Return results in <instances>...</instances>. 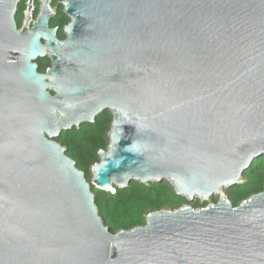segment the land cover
I'll use <instances>...</instances> for the list:
<instances>
[{"label": "water", "instance_id": "95a60500", "mask_svg": "<svg viewBox=\"0 0 264 264\" xmlns=\"http://www.w3.org/2000/svg\"><path fill=\"white\" fill-rule=\"evenodd\" d=\"M32 1L18 30L0 0V264H264V191L113 233L92 189L206 202L243 182L264 157V0H63L64 40L50 0L28 26ZM105 111L89 182L57 139Z\"/></svg>", "mask_w": 264, "mask_h": 264}, {"label": "trees", "instance_id": "16d2710c", "mask_svg": "<svg viewBox=\"0 0 264 264\" xmlns=\"http://www.w3.org/2000/svg\"><path fill=\"white\" fill-rule=\"evenodd\" d=\"M53 5L57 6L58 13L51 18V22L53 26L62 28L69 23L70 19L64 13L61 0H54ZM21 8L22 5L19 9ZM45 68L46 65L42 60L40 70L45 71ZM112 119L110 111H105L93 123H84L79 128L74 127L63 131L57 139L66 147L67 155L76 161L78 168L85 172L89 182H92V166L100 162L99 152L106 150L109 146ZM92 189L100 215L113 233L144 226L149 213L176 210L190 203L167 181L149 184L132 181L126 188L116 187L114 192L101 190L94 185ZM226 191L234 206H239L244 200L263 192L264 157L253 161L251 167L245 172L241 184ZM213 199L215 202L219 200L217 196Z\"/></svg>", "mask_w": 264, "mask_h": 264}, {"label": "built area", "instance_id": "2783aa9c", "mask_svg": "<svg viewBox=\"0 0 264 264\" xmlns=\"http://www.w3.org/2000/svg\"><path fill=\"white\" fill-rule=\"evenodd\" d=\"M31 0H18V4L16 6V9H18V11H20L22 13V17H23V21L26 22L27 19V14L26 12L29 10V5H30ZM44 0H33L32 1V9H31V23L34 24L41 13V9H42V5H43ZM54 0H50V6L52 9H56L57 6L53 5ZM22 5V8H20V6ZM58 9V8H57ZM58 13V10H56L52 15L51 18H54ZM113 192L115 190H112Z\"/></svg>", "mask_w": 264, "mask_h": 264}, {"label": "flooded vegetation", "instance_id": "af4514ba", "mask_svg": "<svg viewBox=\"0 0 264 264\" xmlns=\"http://www.w3.org/2000/svg\"><path fill=\"white\" fill-rule=\"evenodd\" d=\"M21 18H22V22H21ZM16 23L18 25V30H21L23 28V26L27 23L23 21V17H22V14L18 11V9H16ZM68 24V23H67ZM65 24L62 28L61 27H58V26H53L52 22L50 21V28H55V27H58L59 31L57 33V36L60 40H64L66 38L65 36V33H64V27L67 25ZM28 26L29 27H32L33 24L30 22V19L28 21ZM43 43L45 44V42L43 41ZM42 60H44V63L46 65V68H45V71H41L40 70V65L42 63ZM36 63L38 64V72L39 73H47V71L49 69L52 68L53 66V62H52V58L49 56V55H46L45 57L43 58H40L38 61H36Z\"/></svg>", "mask_w": 264, "mask_h": 264}, {"label": "rangeland", "instance_id": "374dc122", "mask_svg": "<svg viewBox=\"0 0 264 264\" xmlns=\"http://www.w3.org/2000/svg\"><path fill=\"white\" fill-rule=\"evenodd\" d=\"M62 1L63 0H61V2ZM110 113L112 115L111 111H110ZM224 197H228V194H227L226 190H224V192L221 195L217 196V198L219 199L218 202L220 201L221 198H224ZM215 203H217V202H215V200L213 198H211L210 200H208L206 202H203V201H201L199 199H196V200H194V201H192V202H190V203H188V204H186L184 206H192L194 208L200 209V208L207 207L208 205L215 204ZM198 205H199V207H197Z\"/></svg>", "mask_w": 264, "mask_h": 264}]
</instances>
